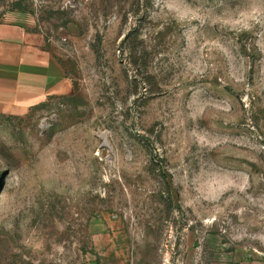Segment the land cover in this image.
Instances as JSON below:
<instances>
[{
	"label": "rangeland",
	"instance_id": "374dc122",
	"mask_svg": "<svg viewBox=\"0 0 264 264\" xmlns=\"http://www.w3.org/2000/svg\"><path fill=\"white\" fill-rule=\"evenodd\" d=\"M0 25L47 63L0 91V264H264V0H0Z\"/></svg>",
	"mask_w": 264,
	"mask_h": 264
},
{
	"label": "crops",
	"instance_id": "0c3cea01",
	"mask_svg": "<svg viewBox=\"0 0 264 264\" xmlns=\"http://www.w3.org/2000/svg\"><path fill=\"white\" fill-rule=\"evenodd\" d=\"M44 54V39L40 35L0 25V91H12L39 72L43 77V68L47 65Z\"/></svg>",
	"mask_w": 264,
	"mask_h": 264
}]
</instances>
